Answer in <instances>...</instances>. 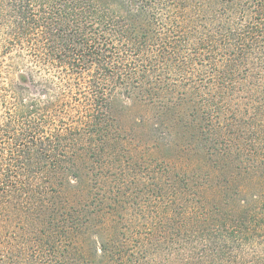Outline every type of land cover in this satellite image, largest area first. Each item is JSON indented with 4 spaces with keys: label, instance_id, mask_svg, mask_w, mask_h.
<instances>
[{
    "label": "trees",
    "instance_id": "obj_1",
    "mask_svg": "<svg viewBox=\"0 0 264 264\" xmlns=\"http://www.w3.org/2000/svg\"><path fill=\"white\" fill-rule=\"evenodd\" d=\"M0 264H264V0H0Z\"/></svg>",
    "mask_w": 264,
    "mask_h": 264
}]
</instances>
